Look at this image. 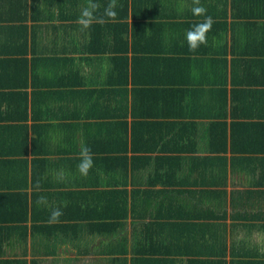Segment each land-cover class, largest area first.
<instances>
[{
  "label": "trees",
  "instance_id": "16d2710c",
  "mask_svg": "<svg viewBox=\"0 0 264 264\" xmlns=\"http://www.w3.org/2000/svg\"><path fill=\"white\" fill-rule=\"evenodd\" d=\"M97 2L98 19L84 29L78 18L86 0H0V102L10 101L0 112L18 122L0 126V133L25 152L30 131L24 118L45 119L33 124L31 148L38 150L30 161L11 159L18 166L8 169L0 159L13 188L32 187L23 217H0V224L8 220L0 227V264H29L13 254L19 243L57 242L47 203L45 212L36 201L54 194L49 190L60 187L62 173L66 180L77 174L78 193L95 196L88 204L93 215L55 223L75 226L77 239L71 240L82 243L77 254L94 255L88 264H150L139 254L128 258L133 235L132 251L144 256L149 249L140 245L160 239L192 264H264L250 237L229 234L226 221L229 200L233 229L252 228L255 223L245 220L264 216L252 210V197L264 187V0H200L214 23L207 45L195 52L186 32L205 17L192 14L193 0H118L116 18L104 22L99 18L108 0ZM70 28L77 33L73 44ZM80 62L82 68L75 67ZM93 63L106 70L91 78L84 66ZM39 78L54 81L37 86ZM83 146L94 160L87 176L77 167ZM11 149L8 157L18 152ZM228 171L249 176L250 187L229 192ZM220 175L219 196L204 200L203 213L204 202L191 197L205 191L189 185L207 178L213 184ZM188 205L194 211L189 217L199 221L182 222L187 216L174 213ZM100 233L107 240L88 248L89 236Z\"/></svg>",
  "mask_w": 264,
  "mask_h": 264
},
{
  "label": "crops",
  "instance_id": "0c3cea01",
  "mask_svg": "<svg viewBox=\"0 0 264 264\" xmlns=\"http://www.w3.org/2000/svg\"><path fill=\"white\" fill-rule=\"evenodd\" d=\"M72 29L70 28L68 33H70V39H69V43L73 44V41L77 39V33L75 31L72 32ZM71 55V54H69ZM76 62H79V59L76 60ZM75 67H79L82 68L81 62L77 63ZM87 67L88 71H92L91 74H87L88 76L96 74L95 72H98V70H101V72L103 73L106 70V66L103 65L101 67L98 66L97 63H93L92 66H88L85 65L84 69ZM92 68V69H91ZM48 68H46V66L42 65V69H41V73H47L48 72ZM97 75V74H96ZM58 76V75H57ZM89 78V79H91ZM88 79V80H89ZM46 78H39L37 80V86H42V84L44 83H48L49 80H46ZM54 81V80H51ZM95 84V82H93V80L91 79V82L89 80L88 82V86H93ZM7 89V88H6ZM29 91L32 89H36L34 87H30L28 88ZM3 90V89H2ZM10 103V101L8 102H0V110L5 109L6 107H8V104ZM14 106H17L16 104ZM7 109V108H6ZM8 113H6L5 111H1L0 112V126H3L1 128L5 129L6 125H11V124H17V123H10V121H7L5 118H7ZM31 116V115H30ZM28 118H24L23 123H26V125L28 126L29 129V134H28V138L26 140H28L26 143H28V149L23 152L24 147L23 146H19L18 144H16V140H13V142H8L6 136L3 134L1 135L0 133V159L1 160H5L7 161L8 164V169H10V167H15L17 168L18 165L12 164V160L11 159H17L20 160V165H22V160L21 159H27V160H31L34 156L35 153L37 154V150L35 148H31L32 142L31 140L33 139V124H39V123H44L45 119H41V120H36L34 122V120H32L31 117ZM38 131V130H37ZM36 131V132H37ZM38 133V132H37ZM12 146V152L15 153H10V156L8 157L7 155V150H8V145ZM15 148V149H13ZM5 151V153H4ZM22 151V152H21ZM0 169H2L0 171V217L4 218L7 216H17L19 215L20 217L24 216V211H23V204L28 201H31V192H32V187L29 185L27 186L26 189H15L10 185V181H9V177H7V175L5 174V164H0ZM188 167V166H187ZM199 174V173H198ZM57 176H59L60 174L57 173ZM203 174H199L200 177H202ZM77 174L75 178H68L66 180V175L65 174H61L60 179L63 180L62 182H57V184H61L58 185L60 187L58 188H52L49 191H53V195L51 197L45 196L46 198H48L47 200V207L46 209L49 210L50 214L52 212L53 209L59 207L62 212L63 215L59 217V221H72V220H68V219H77V218H83V216H91L93 215L92 208L90 207L89 201L94 199L95 196L90 193V197H87L86 195H83V193H78V191L81 189L83 190L82 187H79L78 184L81 183L79 180V178L77 179ZM227 186L226 189L231 192V191H235L236 193H238L239 191H243L245 188H249L250 186L248 185V181L250 180L249 176L245 175L244 173H239V172H235L232 173L231 171H228L227 173ZM107 179L109 181L110 178ZM76 180L78 182V184L76 183ZM188 180V179H187ZM254 180V179H252ZM251 180V181H252ZM223 182L224 178H222V176L220 175L219 177L216 176V180L214 181L213 184H211V179L207 178L205 183H199V184H192L189 185V188L192 191H197L200 193V191H205L203 193H201L200 195L197 194L196 197H191V201L193 202H197V201H203L204 200L208 201V202H213L212 200L209 199H217V197L219 196L217 191L220 190L219 187L221 185H217V182ZM10 182V183H9ZM17 184H19V180L15 181ZM30 182V181H29ZM28 183V182H27ZM26 183V185H27ZM91 183V182H90ZM12 184V183H11ZM65 184V185H63ZM80 186H82L80 184ZM102 188H105L107 186H99ZM182 187H188V186H182ZM256 189V187H255ZM78 190V191H77ZM213 191V196H209L208 193L206 191ZM261 193L254 195L252 197V203H253V208L252 210L257 213V211L263 212L264 213V187L261 188L260 190ZM17 192L19 193H23L21 195H17ZM210 192V191H209ZM42 196V195H40ZM39 196V197H40ZM44 196V195H43ZM37 197V198H39ZM36 198V199H37ZM173 199H177V198H173ZM172 199V200H173ZM180 199H185V200H189L186 196L182 195L180 197ZM230 200L228 202V218L226 219L227 223L229 224V229L228 232L229 234L232 235H239V236H247L250 237V239L253 242V246L255 247V249L257 251L260 252L261 257L264 259V216H260V217H251L250 220L247 221V219L245 220L246 224H253L252 228L249 229H233L231 227L232 223L235 221L232 217V207L230 206ZM26 204V203H25ZM242 204V203H240ZM43 209H44V205H40ZM261 206V207H259ZM204 208L206 207L205 202L202 205V209H203V213H207L206 210ZM25 209V208H24ZM238 208L235 209V211H237ZM45 210V209H44ZM46 212V210H45ZM175 214H181L182 216H187L183 217V220H181L182 222H188V219L191 220L192 222H197L199 220L195 219V217H189L190 215L194 214V211L192 208H190V206H186L184 208H178L176 212H174ZM30 216V215H29ZM64 218L66 220H60L61 218ZM96 218V217H95ZM107 218V217H105ZM195 219V220H193ZM197 220V221H196ZM7 222L8 220H4L5 224H0V227L2 226H7ZM28 222L29 225H31L30 220L25 221L24 223ZM59 223V222H58ZM27 224V225H28ZM18 225H25V224H18ZM53 237L57 238V242L54 243L52 242L50 246H46V247H42V245L39 244L37 247H32L29 244L27 245V243L25 244V246H22L21 243L18 244V246L15 248V251H13V254H15V257H25L26 260L28 261V263L30 264L32 259H36L38 260V264H88L89 259H93V254H88V255H81V254H77V251L80 250L81 247L76 246L79 244H82L81 241H78V244H76L75 242H73L71 239L75 238L77 239V236L75 235V226H55V223H53ZM131 225V218L128 217L127 218V227H126V232L127 234H131L132 233V229L130 227ZM51 226V225H50ZM21 226H19L20 228ZM101 229V228H100ZM39 231L42 232V229H38ZM104 230V229H103ZM101 230V231H103ZM5 231V230H4ZM11 233H17L19 232L18 230H13L8 231ZM21 232V231H20ZM41 232H37V235H39ZM136 234H138V232H135ZM169 235H172V232L170 230H168ZM158 234H160L161 236L163 235V233L158 232ZM107 234L106 233H100V234H96V235H91L88 238V243L86 244V246L88 248H92L94 249L95 246L98 247V244L101 242V240L103 239H107ZM130 236V235H129ZM230 236V235H229ZM134 238V235H133ZM132 237L129 238V251L130 253L128 254V258H132L133 254H139L136 257H141V258H145L146 262H149L150 264H192L190 263V257L189 256H174L172 255V252H170L171 246H167L168 242H163L160 239L158 241L153 240L150 242V244L146 245L145 247L143 245H140V248H147L149 249V252L147 253L146 256H144V254H140V253H135L134 251H132V248H134V245L131 247V243L135 242L136 240L133 239ZM30 240V239H29ZM15 242V240H14ZM137 242V241H136ZM229 244L231 243L230 239H228ZM92 243V245H91ZM167 246V247H166ZM183 248H186V246H184ZM6 249V247H5ZM25 249V254L22 253V251ZM10 250V249H9ZM38 251L36 253L35 256H32V254L30 253L31 251ZM46 250L45 253H40V251ZM26 251H28L29 253L27 254ZM4 258H8V257H12L11 254H7L3 256ZM167 259H173L172 261L167 260Z\"/></svg>",
  "mask_w": 264,
  "mask_h": 264
},
{
  "label": "clouds",
  "instance_id": "9594fccd",
  "mask_svg": "<svg viewBox=\"0 0 264 264\" xmlns=\"http://www.w3.org/2000/svg\"><path fill=\"white\" fill-rule=\"evenodd\" d=\"M118 6V0H108L106 6L103 7L102 16L99 19L102 22H104V17L114 20L117 16L116 9ZM100 8L101 4L98 3L97 0H86V5L81 10L80 17L78 18V23L84 29L89 28L98 19L96 13ZM178 10H182V8ZM191 11L192 14L196 17H205L202 22L194 24L186 32V39L189 50L195 52L200 47V45H207V33L211 31L214 21L211 16L207 15V9L200 4V0H193V7ZM93 166V153L89 147L83 146L80 152V163L77 166L78 171L81 175L87 176ZM40 187V182L37 181V190H40ZM36 203L38 205H44L47 203V198L42 195L37 199ZM62 215L63 212L59 207L53 209L50 215L49 223H58L59 217Z\"/></svg>",
  "mask_w": 264,
  "mask_h": 264
},
{
  "label": "rangeland",
  "instance_id": "374dc122",
  "mask_svg": "<svg viewBox=\"0 0 264 264\" xmlns=\"http://www.w3.org/2000/svg\"><path fill=\"white\" fill-rule=\"evenodd\" d=\"M105 240H107V239H105Z\"/></svg>",
  "mask_w": 264,
  "mask_h": 264
}]
</instances>
